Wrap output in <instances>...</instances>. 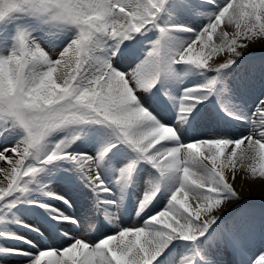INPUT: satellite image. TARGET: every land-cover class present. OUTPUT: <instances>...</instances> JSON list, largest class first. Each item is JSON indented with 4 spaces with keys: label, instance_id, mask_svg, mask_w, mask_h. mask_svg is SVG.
<instances>
[{
    "label": "snow or ice",
    "instance_id": "snow-or-ice-1",
    "mask_svg": "<svg viewBox=\"0 0 264 264\" xmlns=\"http://www.w3.org/2000/svg\"><path fill=\"white\" fill-rule=\"evenodd\" d=\"M169 9L206 22L169 23L163 20ZM144 41L150 45L144 58L120 67L118 59L134 56ZM254 45L264 48V0H0V140L13 141L0 147V261L225 264L227 252L231 264H264V251L250 256L253 245L264 244V228L255 234L224 220L242 199L238 172L264 179V99L252 110L234 105L229 80ZM180 65L202 81L176 95L170 88L182 83ZM147 93L167 97L177 110L174 123L149 110ZM213 97L246 131L185 141L189 116ZM89 129L100 146L77 150ZM112 160L119 166L110 167ZM65 164L90 190L109 234L90 239L86 226L96 224L95 213L66 215L52 205L72 207L43 182ZM143 165L150 171L134 209L142 222L125 226L120 210ZM34 193L48 202L30 199ZM20 204L52 213L63 243L41 245L39 227L25 225L35 241L7 230L22 223L12 219ZM64 225L75 231H60Z\"/></svg>",
    "mask_w": 264,
    "mask_h": 264
},
{
    "label": "bare ground",
    "instance_id": "bare-ground-1",
    "mask_svg": "<svg viewBox=\"0 0 264 264\" xmlns=\"http://www.w3.org/2000/svg\"><path fill=\"white\" fill-rule=\"evenodd\" d=\"M178 17L179 18L172 19L171 23H183L198 28L201 24L206 22L204 19H198V16L188 14H180V16ZM163 20H169L167 17V12L164 14ZM150 33L151 32L148 33V36H150ZM149 46L150 45L147 43V41H144L140 44H137L136 49L138 52L143 54L147 51ZM120 62L121 61H118V65L120 67H123L122 62ZM132 66H135V64H133ZM252 66L256 72L249 77L244 76L242 74V71ZM234 68V73L229 77V80L232 82V103L237 106H242L247 110H252L255 108L256 103H258V99H264L261 98V96L264 94V70H262L264 69V48H261L258 45H254L251 49H249L248 52L245 53L243 57L240 58L239 67L234 66ZM177 71L182 76V83L172 82L170 88V90L173 91L176 95H179L180 89L191 86L193 84H198L202 81V77L198 75L197 70L195 69H193L189 73H185V67L183 65H180L177 66ZM145 104L147 107H149L150 110L158 114L159 118L168 120L170 121V123L175 122L176 110L175 116L174 114L172 115L170 109L173 108L174 110V107L172 103L168 101L167 97H163L162 100L157 101L153 99L151 93H147L145 95ZM245 131L246 129L240 123L231 120L228 116L225 115L223 111H221L220 105L216 103V100L213 97L209 102H206L204 106H198V109L195 110L191 116H189V123L184 124L183 128L181 129V136L185 141L192 139H203L215 135H227L236 138ZM76 144L78 145V143ZM122 149L124 150L123 153L125 154V156L130 155L127 148L122 147ZM124 158V156L121 157V159ZM64 166L65 175H63L72 178V174H76L81 186H70L69 184H67V178L59 182L54 181L52 190H57V192H67L69 194L72 207L69 208L59 201H51V203L56 204V206L61 207L65 211H68L69 213L77 217L93 216L95 212L92 210H81L91 213L88 215L80 214V208L78 211L76 210L78 209V207H80L77 205L82 202L79 201V199L81 198L79 196L81 195V191L84 190L82 188V185L84 184L79 179V176L76 172L68 170L69 165L65 164ZM118 166L119 162L117 160H112L110 162V167ZM149 171L150 169H148L147 165H143L138 171L137 180L135 184L136 187H132V191H135L136 198L138 197V194L142 192V190L137 189V186H143L144 181L148 177ZM245 177L247 179H244ZM71 181L74 182L72 179ZM235 186L241 192L242 199L235 202L228 209H226L224 214V220L227 223L237 222L243 224L247 226L250 231L255 234H258L260 230L264 228V221H260L258 217L254 216L258 211L264 215V179L259 178L257 176V178L253 180L249 173L238 172L237 179L235 181ZM129 191L130 189H128L125 194L124 202L129 199ZM33 195L36 198L32 197L30 199L41 198L48 201L47 197H44L39 193H34ZM137 203V199L135 201H132L130 205L127 204V202L123 203V207L120 210V216L121 223H125V226L130 223L142 222L139 221L138 218L135 216L134 209ZM80 205H82V203ZM18 210H22V213L21 211L16 212L14 209L13 213L15 214V216L13 215L14 217L12 219L19 220L22 223L13 222L7 226V230H10L17 234L18 231L23 232L28 236L29 239L35 241L39 238L38 235L31 231L30 228L25 227V225H30L32 227L39 226L41 227L40 234L43 236V239L41 240V245L51 244L53 247H58L61 245L60 242L54 241L55 238H58L56 228H54L48 222V220H45L46 225L43 224L44 220L40 216L38 210H36L35 206L28 204H20L18 206ZM73 210L76 211V213ZM94 218L96 220V224L86 226V233L88 234V237L90 239H95V236L100 234L102 230H104L105 228H109V225L105 221V218L102 214L94 215ZM98 220L100 221L98 222ZM51 221L56 222L54 220ZM60 231H75V229L72 225H64L62 229H60ZM102 235H104V233ZM10 246L27 248V245L18 242H14ZM260 251H264V244L257 243L253 245L250 252V256L254 258L256 255L259 254ZM221 259L226 263L230 262L231 264L230 253H223L221 255ZM0 264H4V262L0 261ZM7 264H25V262L20 257H9L7 260Z\"/></svg>",
    "mask_w": 264,
    "mask_h": 264
},
{
    "label": "rangeland",
    "instance_id": "rangeland-1",
    "mask_svg": "<svg viewBox=\"0 0 264 264\" xmlns=\"http://www.w3.org/2000/svg\"><path fill=\"white\" fill-rule=\"evenodd\" d=\"M178 16H180V14H176V13H174V12H172L170 9H169V11L167 12V17H168V19L169 20H167V22H169V23H171L172 22V19H176V18H179ZM198 19H203V17H200V16H198ZM153 36H155V34L154 33H150V37H152V39H155V37H153ZM144 54L145 53H140V52H138L137 51V49H136V54L134 55V56H124V57H122V58H119L118 59V61H121L122 62V64H123V67L122 68H126V67H128V66H132L133 64H136V63H138L139 62V60H142L143 58H144ZM143 57V58H142ZM124 61V62H123ZM120 62V63H121ZM126 65V66H125ZM253 69V70H252ZM256 71L254 70V68H253V66L252 67H249L248 69H244L243 71H242V74L244 75V76H246V77H249V76H251L253 73H255ZM162 94V93H161ZM231 96H232V94H231ZM261 98H264V94L261 96ZM150 110V109H149ZM175 110H176V108H174V110H173V108H171L170 109V112L172 113V115L174 114V116H175ZM150 111H152V110H150ZM177 111V110H176ZM195 111V110H194ZM153 112V111H152ZM155 115H157V117L159 118V115L158 114H156L155 112H153ZM159 119H161V118H159ZM162 120V122H164L165 124H170V121H168V120H164V119H161ZM91 139V140H90ZM87 140V141H86ZM90 140V141H89ZM13 141L10 139V140H8L7 142H5V141H3V140H0V146L2 147V146H4L5 145V143H7V144H10V143H12ZM88 142V143H87ZM101 142H102V139L98 136V135H96L95 134V132H94V130L93 129H89L88 130V134L87 135H85V136H82V138L79 140V141H77V143H78V145L76 144V146L74 145V147L77 149V150H79V151H88V152H94L99 146H100V144H101ZM81 143V144H80ZM85 144H87V145H85ZM87 146V147H86ZM85 148V149H84ZM122 151H124L123 149H122ZM67 168V167H66ZM64 169H65V166L63 165V167L62 168H57V169H53V170H50V172L49 173H46L45 175H44V177H43V182L45 183V184H47V186H48V189L49 190H51V191H54V192H56V193H58V194H61V195H64L66 198H68V199H70V197H69V194L67 193V192H57V190H52V186H53V182L54 181H56V182H59V181H63V179H65V178H67V184H69L70 186H72V187H75V185L76 186H81L80 185V182L78 181V179H77V176H76V174H72V178H69V177H66V176H64L65 175V173H64ZM62 170H63V172H62ZM64 174V175H63ZM61 176V177H60ZM62 176H63V178H62ZM71 179L74 181V182H72L71 181ZM134 187H136L135 185H134ZM82 188L84 189V190H82L81 191V195L79 196V197H81L80 199H79V201H82V200H85L86 199V197H88V198H91L92 197V194H91V192H90V190L89 189H87V188H85L84 187V185H82ZM137 189L138 190H142L143 191V186H137ZM73 190H75V189H73ZM32 197H35L34 195L32 196ZM32 197H30V198H32ZM36 198V197H35ZM40 200H43L44 202H48V201H46V200H44V199H41L40 198ZM125 203V202H124ZM52 205L55 207L56 206V204H54V203H52ZM56 207H58L61 211H63L64 213L66 212L64 209H62L61 207H59V206H56ZM15 211L16 212H20L21 211V213H22V210H18V209H15ZM38 212H39V214H40V216L42 217V219L44 220V222H43V224L44 225H46V222H45V220H48V222L53 226L56 222H53V221H51L52 219H53V214L52 213H50V212H48V211H46L45 209H43V208H41V209H39L38 210ZM15 216V214L13 213L12 214V218ZM68 215V214H67ZM264 215L263 214H261L259 211L255 214V216L254 217H258V219H260V221L261 220H263L264 221ZM262 217V218H261ZM124 225H125V223H124ZM36 226H34L33 228H35ZM37 227H39V226H37ZM108 229H109V231H108ZM41 230V227H39V231ZM88 230H90V229H88ZM111 231H113V229L109 226V228H105L104 230H102V232L100 233V234H98L97 236H95V239L96 238H98V237H100V236H102V234L104 233V234H109ZM34 232V231H33ZM35 234H37L36 232H34ZM18 234L19 235H22V236H25V237H28L25 233H23V232H20V231H18ZM88 235V234H87ZM54 241L55 242H60L61 244L63 243V241L61 240V239H59V238H55L54 239ZM8 246V245H7ZM225 264H230V262H225Z\"/></svg>",
    "mask_w": 264,
    "mask_h": 264
}]
</instances>
